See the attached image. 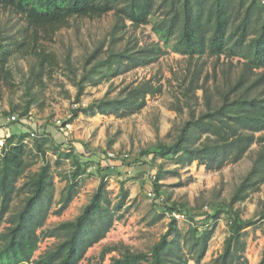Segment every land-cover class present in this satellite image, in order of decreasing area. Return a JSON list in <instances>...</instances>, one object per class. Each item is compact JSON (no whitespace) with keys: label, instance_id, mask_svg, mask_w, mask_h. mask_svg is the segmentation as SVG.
Wrapping results in <instances>:
<instances>
[{"label":"rangeland","instance_id":"1","mask_svg":"<svg viewBox=\"0 0 264 264\" xmlns=\"http://www.w3.org/2000/svg\"><path fill=\"white\" fill-rule=\"evenodd\" d=\"M158 16L159 12H156L150 23L137 26L126 20L125 27L118 31H113L116 22L113 10L98 18L76 19L69 27L60 29L52 40H40L43 49L54 55L52 64L39 69L34 56L24 55L17 50L7 57L0 72V117L20 114L23 107L29 104L28 116L10 123L8 127L9 131L17 134L13 141L18 140L21 131L25 133L22 138L25 159L31 162L19 179L18 186L27 181L29 175L37 171L42 163L48 162L50 165L54 185L53 203L43 225L45 229L63 220L74 219L80 213L99 185L98 161L104 166L111 162L109 168L104 170V186L111 201L109 206L114 208L120 201L121 184L127 191L123 203L115 212L117 218L111 229L104 238L88 248L78 264L98 263L100 253L106 246L116 250L107 253L104 262L119 256L125 252V248L132 252L149 251L167 228L169 218L163 209L165 204L185 205L194 211L207 206L206 210L209 211L213 205L229 202L237 186L252 169L257 152L264 143L257 140L240 160L229 161L219 169H207L197 161L179 164L176 156L159 151L157 145L173 144L184 123L196 119L206 110V104L203 89H197L194 95L192 92L189 96L185 94L194 60H189L169 46H163L152 30V22ZM24 25L21 16L0 9V43L13 48V40L19 38L17 32ZM154 42H159L164 50L154 62L134 67L119 75H114L113 68L109 67L111 63L105 62L119 51L136 52ZM202 60V77L207 75L208 93L216 98L221 82H215L214 73H217L216 78H220L222 70L227 67L231 76H235L242 60L224 55L218 59L205 56ZM81 79L83 92L77 102L75 94ZM147 79L161 85V91L148 95L146 105L138 112L125 116L79 113L78 117L68 121L71 124L68 131L60 130L57 126V120L67 121L71 110L79 105L86 106L102 97L117 96L126 85ZM32 127L36 129L35 132L46 133L47 136L32 138ZM263 135L264 131L256 133V136ZM204 138L205 135L198 138L192 133L188 141L191 145H199ZM36 139L42 144L44 155L35 150L33 142ZM66 139L73 141V154L66 145H57ZM106 151L128 153L131 158L147 151L151 156L147 162H134L133 172L126 174L118 161L106 159ZM75 160L83 165L81 174L75 180L77 193L68 207L57 215L53 211L59 206L61 193L70 180ZM151 172L154 177H151ZM261 178L258 174L252 177L250 182L253 183L245 190V196L233 204L243 218L258 219L256 224L245 229L246 264H259L264 248V220L259 217V213L264 212V178ZM155 181L164 196L161 205L146 195L149 188L154 190ZM27 193L28 188L25 187L16 194L0 229L8 225L10 215L21 208ZM228 223L226 214H221L216 220L198 222L199 229L212 230V235L205 255L197 263L183 244V237H190L195 222L187 216L177 221L182 239L181 255L187 258L186 264H214L223 249ZM58 240V237L41 236L33 258L51 249ZM142 264H147V261Z\"/></svg>","mask_w":264,"mask_h":264},{"label":"trees","instance_id":"2","mask_svg":"<svg viewBox=\"0 0 264 264\" xmlns=\"http://www.w3.org/2000/svg\"><path fill=\"white\" fill-rule=\"evenodd\" d=\"M0 9L21 16L25 24L18 30L19 38L13 40V48L0 43V72L7 57L17 50L24 55L34 56L39 69L52 64L54 55L43 49L40 40H52L60 29L69 27L76 19L98 18L113 10L116 18L113 31H118L125 27L126 20L134 26L147 24L159 12L158 18L152 22V30L163 46H169L189 60H194L185 94L189 96L192 92L194 95L197 89H203L206 104V110L196 119L184 123L173 144H158L159 151L176 156L179 164L197 161L207 169H219L229 161L240 160L257 140L264 142V135L256 136V133L264 131V4L260 0H0ZM163 52L160 43L154 42L136 52L119 51L105 62L111 63L109 67L113 68L114 75H119L156 61ZM222 55L237 57L242 61L235 76H231L227 67L222 70L220 78H216L217 73H214L215 82H221L218 97L214 98L208 93L207 75L202 77V58L218 59ZM82 80L75 94L77 102L83 92ZM160 91L161 85L149 79L138 81L126 85L117 96L102 97L86 106L79 105L71 110L65 122L72 121L79 113L92 116L136 113L146 105L148 95ZM28 111L29 104H26L20 114L16 113L18 120L27 117ZM31 129L36 131L33 127ZM192 133L198 138L205 135V138L199 145H191L188 138ZM41 134V137L47 136L46 133ZM14 136L7 137L0 148V227L16 194L25 187L28 193L21 208L10 215L8 225L0 229V264H78L88 248L104 238L111 229L117 218L115 212L119 210L127 191L121 184L120 201L114 208L109 206L111 201L104 186V170L109 168L111 162L104 166L98 161L99 185L80 213L74 219L63 220L45 229L43 225L53 203L54 185L50 165L48 162L42 163L27 181L18 186L19 179L31 162L25 159V145L22 142L25 133L20 132L17 141H13ZM33 143L35 150L44 155L42 144L37 139ZM57 145H66L71 153L74 151L72 140L66 139ZM261 147L252 169L237 186L229 202L213 205L209 211L204 208L194 211L189 206L176 203L164 205V210L182 211L185 217L195 222L190 237H183V244L188 247V253L195 262L198 263L205 255L212 235V230L199 229L198 222L216 220L221 214H226L229 222L227 236L214 264H246L245 229L256 224L258 219L243 218L233 204L245 196V190L253 183L250 182L252 177L258 174L261 179L264 178V143ZM143 152L151 156L150 152ZM74 164L70 180L61 193L59 206L53 211L57 215L68 207L77 193L75 180L81 174L83 165L79 160H75ZM153 188L157 194L160 193L156 181ZM259 217L264 220L263 211ZM41 236L58 237L59 240L51 249L33 258ZM181 240L177 221L172 217L149 251L132 252L125 248V252L104 262L105 255L116 250L106 246L96 264H142L143 261H147V264H186L187 258L181 255ZM259 264H264V248Z\"/></svg>","mask_w":264,"mask_h":264},{"label":"built area","instance_id":"3","mask_svg":"<svg viewBox=\"0 0 264 264\" xmlns=\"http://www.w3.org/2000/svg\"><path fill=\"white\" fill-rule=\"evenodd\" d=\"M260 2L264 4V0H260ZM21 120H18V115L16 113L6 115L4 121H3V117H0V127L5 129L4 136L0 137V148L4 145L5 139L10 136L9 131H8V124L21 121ZM70 125L71 124L69 122L57 120V126L59 127L60 130H63L65 132L69 130ZM42 135L43 134H39L35 132L34 130L30 131V136L32 138H35V137L37 138ZM105 155H106V159L118 161L124 167V172L126 174H130L133 172L135 160L147 162L150 157L149 154L147 155L143 154L136 158L135 157L131 158L128 155V153L117 154L115 152H110V151H106ZM150 175L151 177H154L153 172H151ZM146 195L151 199V201H153L154 203L158 205H161L164 203V196L161 193L157 194L152 188H149L146 191ZM204 208L205 210L208 209L207 206H205ZM165 213L169 219L173 217L176 221H179L185 218V214L179 210H175V209L168 210L167 209L165 210Z\"/></svg>","mask_w":264,"mask_h":264},{"label":"crops","instance_id":"4","mask_svg":"<svg viewBox=\"0 0 264 264\" xmlns=\"http://www.w3.org/2000/svg\"><path fill=\"white\" fill-rule=\"evenodd\" d=\"M5 117H3V121H4ZM8 127H9V124H8ZM9 131V130H8ZM22 132V131H21ZM5 134V129L4 128H1L0 127V137H3ZM9 134L10 135H13V133L11 131H9ZM14 135H17V134H14Z\"/></svg>","mask_w":264,"mask_h":264}]
</instances>
